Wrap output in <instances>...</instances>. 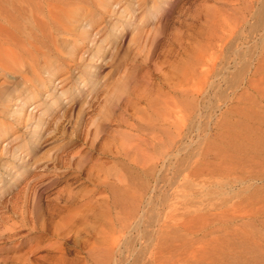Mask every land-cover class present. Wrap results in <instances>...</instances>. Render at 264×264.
Returning <instances> with one entry per match:
<instances>
[{
	"label": "rangeland",
	"instance_id": "obj_1",
	"mask_svg": "<svg viewBox=\"0 0 264 264\" xmlns=\"http://www.w3.org/2000/svg\"><path fill=\"white\" fill-rule=\"evenodd\" d=\"M76 5L70 24L51 7L57 50L3 81L0 264H207L209 168L264 0Z\"/></svg>",
	"mask_w": 264,
	"mask_h": 264
},
{
	"label": "bare ground",
	"instance_id": "obj_2",
	"mask_svg": "<svg viewBox=\"0 0 264 264\" xmlns=\"http://www.w3.org/2000/svg\"><path fill=\"white\" fill-rule=\"evenodd\" d=\"M78 1L0 0V93L10 72L34 73L38 61L57 50L54 11H64V23L70 24ZM238 51L237 117L224 122L219 170L209 168L210 187L219 179L221 196L218 232L215 207L208 206L207 264H264V38L244 41Z\"/></svg>",
	"mask_w": 264,
	"mask_h": 264
}]
</instances>
